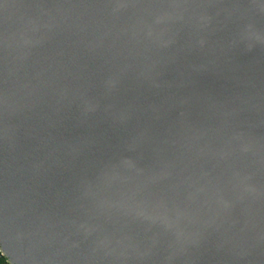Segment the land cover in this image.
<instances>
[{"label":"water","instance_id":"95a60500","mask_svg":"<svg viewBox=\"0 0 264 264\" xmlns=\"http://www.w3.org/2000/svg\"><path fill=\"white\" fill-rule=\"evenodd\" d=\"M9 264H264V0H0Z\"/></svg>","mask_w":264,"mask_h":264},{"label":"trees","instance_id":"16d2710c","mask_svg":"<svg viewBox=\"0 0 264 264\" xmlns=\"http://www.w3.org/2000/svg\"><path fill=\"white\" fill-rule=\"evenodd\" d=\"M0 264H9L8 260L5 257H2L0 252Z\"/></svg>","mask_w":264,"mask_h":264}]
</instances>
